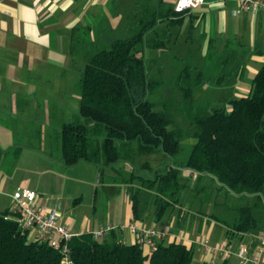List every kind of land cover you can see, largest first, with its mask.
I'll return each mask as SVG.
<instances>
[{"label":"trees","instance_id":"obj_1","mask_svg":"<svg viewBox=\"0 0 264 264\" xmlns=\"http://www.w3.org/2000/svg\"><path fill=\"white\" fill-rule=\"evenodd\" d=\"M137 12L119 30L126 36L102 30L98 23L72 32L70 51L84 66L77 85L78 113L60 133L63 163L95 164L100 182L108 181L111 188L124 185L132 220L149 213L151 206L155 221L177 209L180 216L220 223L230 243L264 232V64L253 77L249 94L234 97L231 89L241 76L246 53L238 51L233 39L220 51L209 41L201 68L189 54L175 59L177 69L169 77L157 79L149 73L154 59L145 51L162 49L167 31L152 38L148 34L163 20L168 26L178 25L185 11L176 12L172 4L158 0L154 7L140 2ZM199 90H215L220 98L215 102L212 96L196 97ZM175 92L181 93L179 103ZM152 96L165 98L161 110L155 109ZM173 108L187 123L184 128H169ZM151 157L157 166L149 163ZM139 159L143 162L136 171L132 163ZM121 162L131 163L132 170L107 175ZM193 192L204 196L198 195V201L213 207L216 198H223V215L191 210ZM233 198L237 204H231ZM68 248L74 264L193 260V249L184 243L160 241L146 250L118 242L113 232L101 239L74 236ZM60 259L51 246L30 238L10 209L0 211V264H61Z\"/></svg>","mask_w":264,"mask_h":264},{"label":"crops","instance_id":"obj_2","mask_svg":"<svg viewBox=\"0 0 264 264\" xmlns=\"http://www.w3.org/2000/svg\"><path fill=\"white\" fill-rule=\"evenodd\" d=\"M163 1L174 7L175 0ZM120 2L0 0V211L10 209L12 194L17 188L32 189L37 193V204L45 209L54 208L59 223L72 233L92 234L110 226L106 236L113 232L118 242L134 244L135 234L129 226L150 227L165 234L162 242H181L193 249V255L196 251L201 253V259L192 260V264H202L207 258L199 244L204 223L207 227L204 238L208 243L212 236L218 237L216 244L225 243L219 240L221 230L215 232L216 222H207L205 217L180 216L177 209L166 212L159 221L148 212L132 220L131 203L124 188L115 204L103 213L98 212L97 191L92 181L96 176L99 179V166L80 161L66 166L62 161L60 133L62 126L78 113L77 85L84 66L70 51L72 32L94 27L96 23L110 33L121 30L124 27L119 26L124 17L115 11ZM132 2L134 9L125 19L138 13L140 2L150 3L149 0ZM157 2L150 6L154 7ZM108 3L114 4L112 11L107 10ZM235 9L233 3L224 7L202 5L185 11L178 25L168 26V20L159 22L148 38L161 36L166 30L167 39L162 49H146V55L151 51L170 50L171 38L177 37L194 46L204 59L209 41L220 51L227 40L233 39L238 51L246 54L241 76L231 95H248L253 77L264 64V9L234 12ZM187 51L191 53L190 49ZM123 166V163L116 164L107 175L122 172ZM106 190L116 191L115 188ZM72 196L78 197L80 203L87 197L88 211L79 209L75 215L64 216L62 210L70 207ZM261 238L264 232L248 235L245 241L256 250ZM236 243L233 239L232 244ZM214 256L218 262L222 261L219 255ZM234 258L223 264H236ZM260 259L264 264V253Z\"/></svg>","mask_w":264,"mask_h":264},{"label":"built area","instance_id":"obj_3","mask_svg":"<svg viewBox=\"0 0 264 264\" xmlns=\"http://www.w3.org/2000/svg\"><path fill=\"white\" fill-rule=\"evenodd\" d=\"M227 3H233L236 11L256 12L264 9V0H216L208 2L206 0H175L174 10L183 12L194 10L202 5L224 7ZM36 191L28 188H17L12 194V204L10 210L16 214L21 229L29 233V237L35 241L44 242L51 246L60 254L61 264H74L68 248L69 240L78 236L72 233L64 225L59 223V216L54 208L45 209L36 202ZM135 234L134 243L147 250L155 248L156 244L162 241L165 236L150 227L130 226ZM111 230L110 226H104L94 231L92 235L101 239ZM203 252L207 258L202 264H223V261L235 257L237 264H262L260 256L264 253V238L259 241L258 248L252 249L251 244L246 241H239L234 246L232 243H220L210 245L205 238L199 240ZM219 255L221 262L214 255Z\"/></svg>","mask_w":264,"mask_h":264},{"label":"rangeland","instance_id":"obj_4","mask_svg":"<svg viewBox=\"0 0 264 264\" xmlns=\"http://www.w3.org/2000/svg\"><path fill=\"white\" fill-rule=\"evenodd\" d=\"M139 1H142V0H139ZM149 1H150V5L153 6L155 0H149ZM117 6L118 7L115 9V11L116 12L118 11L120 13V15H122V17H124V20H122V23L119 26L122 28L127 24V19H125V15H128V16L130 15V12L133 11V9H134L133 8L134 4H133L132 0H121L120 4ZM113 9H114V4L108 3L107 4V10L112 11ZM115 33L118 36H126L128 34V33H122L121 31L120 32L116 31ZM168 47L170 50H167L164 53L163 52L156 53V52L151 51L147 55L148 58L154 59V62H152L149 65V73L151 76H154L157 79H160V78L165 79V77L166 78L169 77L173 73V71L177 69V67L175 66V59H177V58L182 59L189 54H191L192 61L194 64H196L199 68H201L203 66V64H204L203 60L204 59L201 57L200 52L194 50V46H192L190 44L188 45L187 43L183 42L182 40H179L177 37L176 38L172 37ZM187 49H190L191 53H189L187 51ZM195 96L201 97V98H208V97L212 96L213 99L215 100V102H216V100H218V98H220V94L215 92V90H206V91L199 90ZM163 99H165V98H160L158 96L150 97V100L155 102V105H156L155 109L156 110H161L162 106H161L160 102ZM174 99L176 100V103H179L181 101V93L175 92L174 93ZM171 114H172L173 124L169 126L170 129H173L175 127L184 128L186 126L187 123L185 122L183 116L179 115L174 108L172 109ZM183 142H185V141H183ZM148 161L152 165V167L157 166L156 165L157 163L155 162L156 160H154L153 157L149 158ZM80 162H86V161L81 160ZM141 162H143V160L139 159V160H136L132 163L134 166V169L136 171H140L139 165L141 164ZM121 163L124 164L123 170H121L122 171L121 173L127 174L132 170V164L131 163H128V162H121ZM116 174L117 173H115L114 176H116ZM141 174L143 175V177H146V175H148L145 172H141ZM203 183L207 185L209 182L204 180ZM108 184H109L108 181L100 182L99 179L97 180V176L94 177V179L92 181V185L94 186V188H96V191H97V197H96L97 201H96L95 206L97 207V211L101 212V213L105 212L106 209L108 208V206L115 204V202H117L120 199L121 188L125 189L124 185H122V186L121 185H112L116 189V191L111 193V192H108L106 190L108 188H111V186H108ZM198 184L200 187V184H202V183L198 182ZM193 196L194 197L191 200L189 199V201H192L191 206H190L191 210H193L195 212L203 211L204 213H213L219 217L223 215V213L225 211V208H223L224 206H222V205H224V199L223 198H216V205L213 207L212 203L211 204L205 203L202 200L198 201L197 196L200 197V199H203V197H204L201 193L193 192ZM87 201H88V198L85 197V199L80 203V201L78 200V197L72 196L69 199L70 207L68 209L64 208L62 210L63 215L64 216L75 215L76 211H78L79 209L83 210V212L88 211L87 207H89V205H88ZM230 202L232 205H234V204L238 203V200L236 198H233V199H231ZM148 210H149V213H151L152 207L150 206ZM57 214H58V212H57ZM195 218H197V217H195ZM216 225H217V227L215 228V232L217 233L218 230H221L220 231L221 232V237H220L221 239H219V240L226 243L227 241L225 239V228H224V226L221 225L220 223H217V222H216ZM205 228L207 229V227H205V223H204L202 225V229L200 230V232L202 234L201 237H203V238L205 236V231H204V230H206ZM208 240L210 242L209 243L210 245L216 244L218 242V241H216V240H218V237L212 236L211 239H208ZM201 255H202L201 253L196 251V254L193 255V260L199 261L201 259ZM231 260H232L231 262L234 261L233 259H231ZM236 264H237V262H236Z\"/></svg>","mask_w":264,"mask_h":264}]
</instances>
